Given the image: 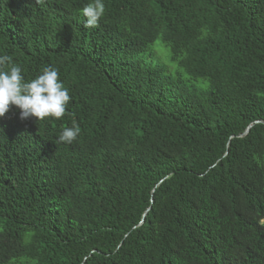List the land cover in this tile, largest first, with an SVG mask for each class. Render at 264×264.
<instances>
[{"label": "trees", "instance_id": "16d2710c", "mask_svg": "<svg viewBox=\"0 0 264 264\" xmlns=\"http://www.w3.org/2000/svg\"><path fill=\"white\" fill-rule=\"evenodd\" d=\"M88 2L0 0V55L71 96L0 117V264H264V0Z\"/></svg>", "mask_w": 264, "mask_h": 264}, {"label": "clouds", "instance_id": "9594fccd", "mask_svg": "<svg viewBox=\"0 0 264 264\" xmlns=\"http://www.w3.org/2000/svg\"><path fill=\"white\" fill-rule=\"evenodd\" d=\"M37 4H44L45 0H36ZM104 0H89L81 10L85 17L84 26L98 27L104 15ZM71 100L69 89L59 78L58 69L46 66L41 74L26 81L22 75V67L13 62L7 54L0 55V117H3L15 106L20 110V118L35 117L44 120L46 117L61 119L67 111ZM80 133L79 124L75 119L70 127L64 128L57 138V142L71 144Z\"/></svg>", "mask_w": 264, "mask_h": 264}, {"label": "rangeland", "instance_id": "374dc122", "mask_svg": "<svg viewBox=\"0 0 264 264\" xmlns=\"http://www.w3.org/2000/svg\"><path fill=\"white\" fill-rule=\"evenodd\" d=\"M137 58L142 59L147 63L163 67L168 75L178 76L182 73L185 79L188 78L185 72L179 68L178 64L171 60L169 48L166 47L160 40H157L146 52L138 55ZM195 85L199 88H206L208 86V82L198 80L195 82Z\"/></svg>", "mask_w": 264, "mask_h": 264}, {"label": "water", "instance_id": "95a60500", "mask_svg": "<svg viewBox=\"0 0 264 264\" xmlns=\"http://www.w3.org/2000/svg\"><path fill=\"white\" fill-rule=\"evenodd\" d=\"M250 127H251V125L247 128V130L244 132V134H246L249 131Z\"/></svg>", "mask_w": 264, "mask_h": 264}]
</instances>
